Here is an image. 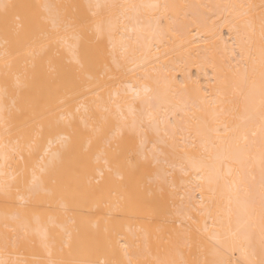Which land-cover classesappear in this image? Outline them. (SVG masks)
Returning a JSON list of instances; mask_svg holds the SVG:
<instances>
[{
    "label": "bare ground",
    "instance_id": "1",
    "mask_svg": "<svg viewBox=\"0 0 264 264\" xmlns=\"http://www.w3.org/2000/svg\"><path fill=\"white\" fill-rule=\"evenodd\" d=\"M0 264H264V0H0Z\"/></svg>",
    "mask_w": 264,
    "mask_h": 264
}]
</instances>
